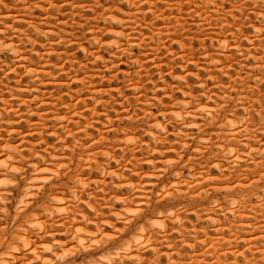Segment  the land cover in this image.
<instances>
[{
	"label": "rangeland",
	"instance_id": "1",
	"mask_svg": "<svg viewBox=\"0 0 264 264\" xmlns=\"http://www.w3.org/2000/svg\"><path fill=\"white\" fill-rule=\"evenodd\" d=\"M0 264H264V0H0Z\"/></svg>",
	"mask_w": 264,
	"mask_h": 264
}]
</instances>
